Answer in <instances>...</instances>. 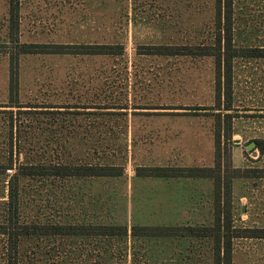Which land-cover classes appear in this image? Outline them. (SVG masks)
<instances>
[{"label":"rangeland","instance_id":"374dc122","mask_svg":"<svg viewBox=\"0 0 264 264\" xmlns=\"http://www.w3.org/2000/svg\"><path fill=\"white\" fill-rule=\"evenodd\" d=\"M213 0H23L21 41L122 44L121 57L24 56L20 102L57 114L16 115L21 123L14 169L0 177V197L17 167L40 162L122 166L120 179L34 184L44 211L78 221L144 225L196 224L211 216L212 181L138 179V167H214V62L210 58L145 56L140 47L213 43ZM8 1L0 0V41L8 35ZM235 44L264 48V0H236ZM8 102V58L0 55V106ZM98 105L126 109L100 110ZM147 105L153 109H135ZM232 137L223 141V172L264 169V59L234 64ZM71 107V108H69ZM6 109L0 107V111ZM31 110V108H24ZM15 113L18 111L14 109ZM7 114L0 113V165L10 157ZM16 143V140H15ZM237 228H264V178H235ZM72 193V205L67 195ZM59 204L53 201L57 196ZM0 200H5L0 198ZM214 201V199H213ZM1 245V243H0ZM212 264V242L92 239L27 240L24 264ZM100 255V256H98ZM234 264H264V239H237Z\"/></svg>","mask_w":264,"mask_h":264},{"label":"trees","instance_id":"16d2710c","mask_svg":"<svg viewBox=\"0 0 264 264\" xmlns=\"http://www.w3.org/2000/svg\"><path fill=\"white\" fill-rule=\"evenodd\" d=\"M8 1V35L0 41V55L8 58V102L0 107L7 114L10 157L5 165H0V177L14 169L13 154L15 147L21 145V123L18 127L16 115L57 114L55 111H36L20 102V62L24 56L98 58L121 57L125 54L122 44H59L26 43L21 41V10L23 0ZM215 2L213 43L204 45H158L140 47L141 55L165 57L210 58L214 62V98L215 103L206 114L214 120L215 165L214 167H138V179L165 180H209L212 181L211 216L203 224L144 225L116 222L102 223L78 221L69 212L60 215L56 211L47 213L39 202L40 194L32 195V183L47 185L63 181H92L102 179H120L124 176L122 166L99 163L49 161L23 164L7 181L5 200H0V264H24L23 246L27 240L92 239L96 243L116 244L126 241L129 236L145 240L187 239L208 240L212 242V264H234V242L237 239H264V228H237L233 219L232 182L235 178H264V169H232L223 172V141L230 140L233 122L237 118L234 112V64L237 59H264V48H238L235 44V2L236 0H213ZM98 105L100 110L126 109L115 105ZM31 108V110H24ZM71 108V107H69ZM14 109L18 111L15 113ZM135 109H153L144 105ZM16 140V143H15ZM256 149L264 154L260 141ZM53 201L59 204L58 194ZM214 199V201H213ZM72 193L67 195V204L72 205ZM107 261L96 260L93 264H113L115 254L108 251ZM100 256V255H98ZM26 257V256H25Z\"/></svg>","mask_w":264,"mask_h":264},{"label":"water","instance_id":"95a60500","mask_svg":"<svg viewBox=\"0 0 264 264\" xmlns=\"http://www.w3.org/2000/svg\"><path fill=\"white\" fill-rule=\"evenodd\" d=\"M255 143H251L248 147H247V150L250 151L252 149V147H255Z\"/></svg>","mask_w":264,"mask_h":264},{"label":"crops","instance_id":"0c3cea01","mask_svg":"<svg viewBox=\"0 0 264 264\" xmlns=\"http://www.w3.org/2000/svg\"><path fill=\"white\" fill-rule=\"evenodd\" d=\"M181 180V179H180ZM192 181H197V180H192ZM212 194V193H211ZM195 224V223H194ZM196 224H200V223H196Z\"/></svg>","mask_w":264,"mask_h":264}]
</instances>
